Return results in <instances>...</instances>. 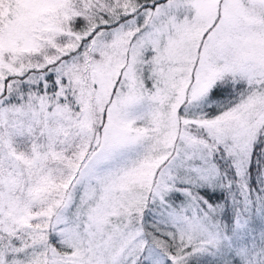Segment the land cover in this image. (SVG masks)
Returning <instances> with one entry per match:
<instances>
[{
    "label": "snow or ice",
    "instance_id": "6c2138e0",
    "mask_svg": "<svg viewBox=\"0 0 264 264\" xmlns=\"http://www.w3.org/2000/svg\"><path fill=\"white\" fill-rule=\"evenodd\" d=\"M0 264H264V0H0Z\"/></svg>",
    "mask_w": 264,
    "mask_h": 264
}]
</instances>
